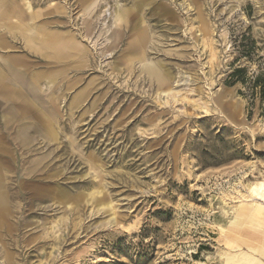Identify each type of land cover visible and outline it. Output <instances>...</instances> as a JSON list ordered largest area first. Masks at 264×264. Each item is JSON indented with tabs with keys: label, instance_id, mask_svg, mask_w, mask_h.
<instances>
[{
	"label": "rangeland",
	"instance_id": "374dc122",
	"mask_svg": "<svg viewBox=\"0 0 264 264\" xmlns=\"http://www.w3.org/2000/svg\"><path fill=\"white\" fill-rule=\"evenodd\" d=\"M0 38V264H264V0H0Z\"/></svg>",
	"mask_w": 264,
	"mask_h": 264
},
{
	"label": "trees",
	"instance_id": "16d2710c",
	"mask_svg": "<svg viewBox=\"0 0 264 264\" xmlns=\"http://www.w3.org/2000/svg\"><path fill=\"white\" fill-rule=\"evenodd\" d=\"M228 85L232 86L237 83L247 86L251 90H257L258 87H261V97L264 98V84L263 75L261 76H248L246 74L245 68H236L229 76Z\"/></svg>",
	"mask_w": 264,
	"mask_h": 264
},
{
	"label": "crops",
	"instance_id": "0c3cea01",
	"mask_svg": "<svg viewBox=\"0 0 264 264\" xmlns=\"http://www.w3.org/2000/svg\"><path fill=\"white\" fill-rule=\"evenodd\" d=\"M32 31L34 32V30L32 29ZM22 34L23 36L25 37L26 39V43L29 45V46H37L35 40L33 39V33H31L29 30H26L25 32L22 31ZM77 42L74 40H69V41H66L65 43H62L61 44V47H63L64 45H72V44H76ZM2 45H6V46H9V42L3 40L2 38H0V46ZM6 49H9V48H6ZM62 50V48H61ZM68 54H72L73 52L71 51V48L70 50L67 51Z\"/></svg>",
	"mask_w": 264,
	"mask_h": 264
},
{
	"label": "bare ground",
	"instance_id": "6f19581e",
	"mask_svg": "<svg viewBox=\"0 0 264 264\" xmlns=\"http://www.w3.org/2000/svg\"><path fill=\"white\" fill-rule=\"evenodd\" d=\"M32 8H33V7H32ZM122 18H123V17H119V19H122ZM1 181H2V177H1V172H0V182H1ZM259 190H261L262 192H264V186H260V187H259ZM254 193H255V192H254ZM261 196H262V199L259 198L258 200H259V201H260V200L262 201L261 204H262V207L264 208V198H263L264 196H263L262 194H261ZM258 200H257V201H258ZM0 201H1V200H0ZM253 201H254V200H253ZM249 203H250V202H249ZM261 204H260V205H261ZM257 212H258V211H257ZM255 215H256V214H255Z\"/></svg>",
	"mask_w": 264,
	"mask_h": 264
}]
</instances>
